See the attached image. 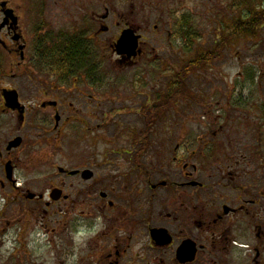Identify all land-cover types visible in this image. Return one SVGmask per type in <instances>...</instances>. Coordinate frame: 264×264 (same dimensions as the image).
<instances>
[{
	"label": "flooded vegetation",
	"instance_id": "1",
	"mask_svg": "<svg viewBox=\"0 0 264 264\" xmlns=\"http://www.w3.org/2000/svg\"><path fill=\"white\" fill-rule=\"evenodd\" d=\"M121 1H129L130 8H119ZM184 2L99 0L100 9L82 18L84 24L57 33L50 25L43 26L41 12L48 4L0 0L2 108L18 119L17 135L0 149V158L4 153L10 158L22 150L25 143L20 131L34 118L39 145L52 146L67 139L72 132L69 125L73 117L69 112L75 108L70 102L74 93L89 105L90 96L78 87L87 84L91 90L100 92L101 77L113 80L108 78L104 68L111 71L116 65L123 71L142 63H169L159 57L153 44L166 42L170 50L180 49L176 42L183 41L179 28L185 23ZM143 13H147V17L138 19ZM123 39L126 41L120 45ZM69 46L81 50L79 62L86 63L78 71L57 73L38 68L42 62L53 58L58 47ZM184 62L182 56L176 63ZM95 64L97 72L91 67ZM34 70L42 74L41 81H37ZM24 78L32 81L34 89L44 86L36 104L26 105L15 86L3 85L7 80ZM13 91L18 92L19 102L25 109L23 121L21 113L5 106L4 93ZM240 129V124H236V134ZM86 138L79 137V140ZM16 139H22L20 147L9 149ZM67 143L72 146V138ZM261 144L250 146L238 136L188 138L186 142L177 143L170 154L171 163L178 170L176 177L170 173L160 177L150 171L152 159L150 153L143 150L150 145L144 148L142 139L131 140L127 148L130 152L123 153L128 158L127 162L123 161L124 169L119 170L122 177L118 186L130 194L114 197L111 192L102 191L99 207L91 206L98 211L100 220H67L65 223L53 220L52 233L64 240L60 262L55 259V264H264V147L261 148ZM136 145L142 153L136 151ZM13 163L6 158L4 176L0 180L4 187L9 186L14 191L18 178ZM58 172L60 177L83 182L95 177L87 168L69 171L59 167ZM73 187L53 185L50 194H24L23 197L27 202L44 203L46 212L63 202L79 204V200L81 206L87 207L84 190L74 193ZM161 194L166 203L158 214L155 203ZM12 223V220L7 223L11 226L6 236L14 233ZM23 225L16 232L22 231ZM59 226L64 227L58 229ZM15 234L20 236L23 232ZM80 237L84 250L76 251L81 245L78 244ZM7 239L9 242V237ZM17 252L15 248L8 264H22V255Z\"/></svg>",
	"mask_w": 264,
	"mask_h": 264
},
{
	"label": "rangeland",
	"instance_id": "2",
	"mask_svg": "<svg viewBox=\"0 0 264 264\" xmlns=\"http://www.w3.org/2000/svg\"><path fill=\"white\" fill-rule=\"evenodd\" d=\"M38 1L43 5L48 4L45 0H30ZM98 2L50 0L51 6L48 4L41 12L43 26L50 25L57 33L68 32L73 26H79L82 18L90 12L98 11ZM118 7L127 9L130 3L121 1ZM260 11H264V0H185L184 17L189 37L176 42L180 45L179 50H170L166 42L153 44L159 57L169 63H142L123 71L113 65L111 71L114 74L110 68H104L108 78L113 79L111 86L100 92L91 90L87 84L79 86L86 96H90L89 105H85L74 93L70 102L75 108L69 112L73 117L69 125L72 132L57 144L39 145L36 118L29 120L20 131L25 143L22 150L10 158L6 153L0 158V179L4 176L6 158L14 161L15 176L18 178L14 186L17 190L14 191L9 186L4 187L0 180V264H8V258H12L15 248L22 255V264H55V259L60 262L64 240L52 233L51 222L100 220L98 211L92 210L91 206L99 207L102 191L111 192L114 197L130 194L118 186L122 177L119 170L124 169L123 161L128 158L123 153L130 152L127 148L131 140L142 139L144 148L150 145L146 151L143 150L150 153V171L160 177L168 173L177 175L178 170L171 163L170 154L177 143L186 142L188 138L238 136L240 141L250 146L261 142L260 147L263 148L264 19L258 17ZM146 17L147 13H143L138 19ZM242 18L261 21L262 26L256 30V35L244 32L241 37L231 39L224 48L223 38L227 36L229 28ZM227 24L228 31L225 28ZM232 35L231 32L229 36ZM205 54L211 56L208 65L188 74L183 79L185 87L179 89L178 93L176 89L171 90V84L182 76V65L176 63L177 60L183 56L188 61ZM38 68L46 71L41 65ZM35 72L37 81H41L42 74ZM31 83L30 79L24 78L13 82L7 80L3 85L15 86L21 100L31 105L36 104L35 100L40 99L41 90L44 89L42 85L34 89ZM179 93L181 97L176 99ZM1 99L0 92V149L18 132V119L2 108ZM148 100L150 103H147ZM66 105L69 106V103ZM236 124L241 126L238 134L234 130ZM83 136L87 138L79 140ZM71 138L73 143L69 146L67 142ZM135 149L140 150L138 145ZM139 152L142 153L141 150ZM59 167L69 171L87 168L95 177L90 182L65 179L59 176ZM59 184L74 186V193L75 190H84L87 207L81 206L82 201L79 200V204L63 202L46 212L44 203L27 202L23 197L24 194H50L53 185ZM162 196L155 203L158 214L166 203ZM10 220L15 230H12V236H6L5 232L11 226L7 224ZM22 225V231L16 232ZM61 228L59 226L58 229ZM20 232L23 235L15 234ZM78 244L81 245L76 251L84 250L82 237Z\"/></svg>",
	"mask_w": 264,
	"mask_h": 264
},
{
	"label": "trees",
	"instance_id": "3",
	"mask_svg": "<svg viewBox=\"0 0 264 264\" xmlns=\"http://www.w3.org/2000/svg\"><path fill=\"white\" fill-rule=\"evenodd\" d=\"M258 17L261 18L262 20L264 19V11H260L258 13ZM262 26L261 21L258 22L256 21H247L246 18H242L240 22L235 23L234 27L229 28V32L227 34L226 37H224V48L225 46L229 43V41L231 39H236L238 37H241L242 34L249 32L251 35H256V30ZM230 27V26H229ZM187 27L185 26V23L179 28V35L182 37H185L186 39L189 37L190 33L186 32ZM228 31V24L225 27ZM232 32V36H229V34H231ZM224 34V33H223ZM81 50H77V48L75 46H73L72 48L66 47V48H59L57 50H55V54L56 56L53 57L56 59V64L59 68V71L62 72H76L78 71V69L80 67H83V65H85L86 63L84 62H79L82 58V55L80 54ZM52 55V54H51ZM208 55V56H207ZM209 58H211V56L209 54H205V55H201V56H197V57H193L191 60L185 61L183 64H181V70H180V74L182 75L180 79L176 78L177 80L171 84V90L176 89L177 93L179 91V89L185 87V84L183 82V79L185 80V78L187 77L188 74L192 73L193 71H200L202 70L205 66L208 65L209 63ZM50 59V57H49ZM94 67H96V64L94 65ZM64 70H61V69ZM93 72V69H91ZM181 97V93L176 95V99H179Z\"/></svg>",
	"mask_w": 264,
	"mask_h": 264
},
{
	"label": "water",
	"instance_id": "4",
	"mask_svg": "<svg viewBox=\"0 0 264 264\" xmlns=\"http://www.w3.org/2000/svg\"><path fill=\"white\" fill-rule=\"evenodd\" d=\"M126 39L122 40L120 42L121 44H124ZM6 105L7 107L13 109V110H20L21 114H23V109L21 108L19 104V98L16 92L13 93H6L5 95ZM22 143V139H16L12 143H10L9 149L18 148ZM11 173V172H10Z\"/></svg>",
	"mask_w": 264,
	"mask_h": 264
}]
</instances>
